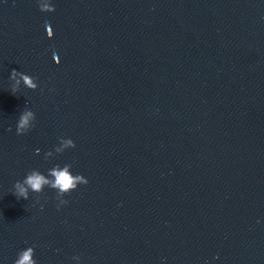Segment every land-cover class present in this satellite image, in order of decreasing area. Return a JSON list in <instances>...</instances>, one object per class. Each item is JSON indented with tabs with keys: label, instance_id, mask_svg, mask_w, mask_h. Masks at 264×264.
Segmentation results:
<instances>
[{
	"label": "water",
	"instance_id": "1",
	"mask_svg": "<svg viewBox=\"0 0 264 264\" xmlns=\"http://www.w3.org/2000/svg\"><path fill=\"white\" fill-rule=\"evenodd\" d=\"M28 248L264 264V0H0V264Z\"/></svg>",
	"mask_w": 264,
	"mask_h": 264
},
{
	"label": "clouds",
	"instance_id": "2",
	"mask_svg": "<svg viewBox=\"0 0 264 264\" xmlns=\"http://www.w3.org/2000/svg\"><path fill=\"white\" fill-rule=\"evenodd\" d=\"M24 79L25 82L29 84L30 87H35V85H32L31 81L27 77H25ZM32 116H33L32 112H26L22 114L16 128L18 135L23 134L24 131L28 128L29 119ZM68 143L71 144L72 142L69 141ZM49 174L52 177H54V180L50 181L45 177V175L41 174L38 171H31L29 174L26 175L25 179L23 180V183H21V181L15 182L14 195L18 200L21 198L27 200L29 198L28 196L29 189H31L35 193H41L44 190L45 185H48L53 189H57L58 195H63L64 193H68L71 189H74L78 181L82 182L83 184L88 183L87 180H84L80 176L73 177L69 173L67 166L64 167L63 169H60L59 167L53 168L50 170ZM64 203H67V201L61 200V204ZM32 255H33V249L28 248L27 250L19 254V259H16L14 261V264H36V262L32 259Z\"/></svg>",
	"mask_w": 264,
	"mask_h": 264
}]
</instances>
